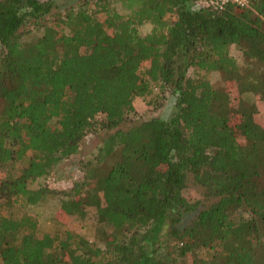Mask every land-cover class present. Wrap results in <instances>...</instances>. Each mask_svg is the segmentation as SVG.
I'll use <instances>...</instances> for the list:
<instances>
[{"label":"trees","instance_id":"1","mask_svg":"<svg viewBox=\"0 0 264 264\" xmlns=\"http://www.w3.org/2000/svg\"><path fill=\"white\" fill-rule=\"evenodd\" d=\"M164 93L166 119L121 127ZM248 93L264 100V0H0V264H264ZM92 134L67 188L30 187ZM49 199L67 222L93 207L96 241L40 232L28 210Z\"/></svg>","mask_w":264,"mask_h":264},{"label":"rangeland","instance_id":"2","mask_svg":"<svg viewBox=\"0 0 264 264\" xmlns=\"http://www.w3.org/2000/svg\"><path fill=\"white\" fill-rule=\"evenodd\" d=\"M58 8H63L67 5L73 4L75 0H54ZM25 29L30 30L29 33H35L36 31L31 29L30 25H26ZM142 32H145L148 29V26H142ZM229 53L235 57L238 61L240 59V53L233 47L229 48ZM189 70L188 72H190ZM208 79L213 82L217 81L220 78V75L217 72H208L206 73ZM229 85V84H228ZM156 91V90H155ZM162 95V94H161ZM160 104L155 107H152L151 104H146L141 98H135L133 102L134 111L130 112L125 123L121 124V127L129 125L135 121H140L148 119L150 117H161L166 119L171 112L170 97L167 93L162 95ZM247 98L251 100L255 107L254 117L257 122L264 125V100L258 98L257 96L248 93ZM98 141V137L95 135L86 136L80 143V149L78 153L63 162V172H60L61 177H55L50 175L46 178H37L35 181L31 182L29 185L31 188H36L39 185H45L54 189L67 188L71 184L72 178H78L77 173L74 170L75 165L78 160L87 154H90L94 150V146ZM1 175V172H0ZM190 192L198 196L199 187L193 185L191 182H188V188ZM57 201L55 199H49L44 204H38L32 206L28 211L37 216L39 222V231L40 232H58L59 230L73 228L76 229L82 236L90 241H96L95 231H96V222L94 218V208L88 207L86 211V216L83 219L72 220L67 222L66 219H63L62 214L56 209ZM64 220L67 223L65 225L59 226L56 221Z\"/></svg>","mask_w":264,"mask_h":264},{"label":"built area","instance_id":"3","mask_svg":"<svg viewBox=\"0 0 264 264\" xmlns=\"http://www.w3.org/2000/svg\"><path fill=\"white\" fill-rule=\"evenodd\" d=\"M210 3L222 7L224 4H233L238 7L248 6V0H209Z\"/></svg>","mask_w":264,"mask_h":264}]
</instances>
